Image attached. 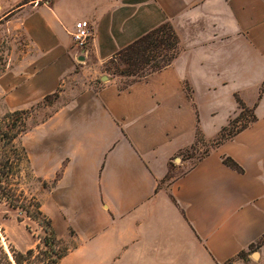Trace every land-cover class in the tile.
<instances>
[{
	"label": "crops",
	"instance_id": "obj_1",
	"mask_svg": "<svg viewBox=\"0 0 264 264\" xmlns=\"http://www.w3.org/2000/svg\"><path fill=\"white\" fill-rule=\"evenodd\" d=\"M0 9L28 43L14 111L60 88L68 98L45 123L66 135L46 212L57 234L75 231L60 264H264V242L257 258L250 249L264 239V0H0ZM79 21L92 26L86 49L71 37ZM164 23L178 37L169 66L124 86L102 72ZM239 102L254 122L166 181L197 132L214 141Z\"/></svg>",
	"mask_w": 264,
	"mask_h": 264
},
{
	"label": "rangeland",
	"instance_id": "obj_2",
	"mask_svg": "<svg viewBox=\"0 0 264 264\" xmlns=\"http://www.w3.org/2000/svg\"><path fill=\"white\" fill-rule=\"evenodd\" d=\"M2 15L3 11L0 9V18ZM27 50L28 43L21 34L18 22H14L11 19L9 22L4 19L1 20L0 124L2 126L8 123L5 122L6 117L14 113L15 108L18 107V98L13 94V78H19V72L23 69L22 66H19V63L24 56V52L26 53ZM101 70L106 74L114 76L112 72L106 71V65ZM118 78H120L122 86L130 81L129 78L126 79L127 77ZM63 89L60 88V90L48 96L47 104L43 100L23 110L29 112L28 117H24L27 119L28 130L16 140V144L23 147L28 156V163L24 162L21 165L20 171L15 178L16 188L22 191L28 200L35 198L40 204L41 211L46 218H48L46 212L51 213L52 210H55L51 190L63 172L67 147L62 144L66 135L62 132L60 125L53 126V122H50L49 125L45 123L53 115V112L68 100L65 97L61 98V91ZM33 99L36 100L35 97ZM251 120L252 114L244 112L242 121L236 124L234 128H230V130L233 131L236 128L246 126ZM56 121H60V119L58 118ZM219 140L220 137L210 143H204L200 136L199 142L196 141L192 145L193 148L190 147L183 151V153L170 162L166 181L178 177L187 171L194 163L203 158ZM188 157H192L191 161ZM182 161H186L187 163L183 164ZM54 232L60 243L56 249L64 251L73 248L76 236L75 231L66 230L63 236L57 234L56 231ZM45 235L42 226L29 219L23 210H13L5 202L0 203V264H14L13 256L15 253L25 254L30 249L34 250V255L31 258H25L23 264H48L46 257L42 254L47 250V247L42 243ZM263 242L261 240L252 247L251 250L254 258H257L255 256L256 248L260 247ZM37 246L41 247L40 252L42 251V253L39 254L36 249ZM240 258L245 261L247 260L245 255ZM227 264H232V262H228Z\"/></svg>",
	"mask_w": 264,
	"mask_h": 264
},
{
	"label": "trees",
	"instance_id": "obj_3",
	"mask_svg": "<svg viewBox=\"0 0 264 264\" xmlns=\"http://www.w3.org/2000/svg\"><path fill=\"white\" fill-rule=\"evenodd\" d=\"M177 54L178 37L172 26L164 23L119 51L106 63V71L112 72L114 76L132 78L135 81L166 68ZM48 98V96L44 98V103L47 104ZM239 106V115L230 121L228 127L222 129L219 135L220 140L216 142V145L231 139L248 126L230 130L242 121L244 112H250L240 102ZM28 114V111H16L6 117L5 122L8 123L4 126L0 124V203L5 202L13 210H23L29 219L42 226L46 234L42 243L47 247V250L42 253L40 246H37L36 249L39 254L42 253L46 257L48 264H59L69 250L59 251L56 249L60 243L55 236L50 219L42 213L40 204L35 198L28 200L23 192L16 188L15 178L20 167L24 162L28 163L26 151L16 144L17 138L28 130L26 123ZM254 120L252 115V120L249 123ZM196 136V141L199 142V131ZM191 158L188 157V159ZM223 162L231 169L242 172V169L232 159L224 158ZM262 240L264 241V239ZM252 247L250 246V249ZM33 255V249L28 250L25 254L15 253L13 262L14 264H23L25 258H31ZM242 256H244L243 253L240 254V257Z\"/></svg>",
	"mask_w": 264,
	"mask_h": 264
},
{
	"label": "built area",
	"instance_id": "obj_4",
	"mask_svg": "<svg viewBox=\"0 0 264 264\" xmlns=\"http://www.w3.org/2000/svg\"><path fill=\"white\" fill-rule=\"evenodd\" d=\"M71 37L78 47L86 49L92 37V26L88 21L77 22Z\"/></svg>",
	"mask_w": 264,
	"mask_h": 264
},
{
	"label": "water",
	"instance_id": "obj_5",
	"mask_svg": "<svg viewBox=\"0 0 264 264\" xmlns=\"http://www.w3.org/2000/svg\"><path fill=\"white\" fill-rule=\"evenodd\" d=\"M255 256H257V255L255 254Z\"/></svg>",
	"mask_w": 264,
	"mask_h": 264
}]
</instances>
